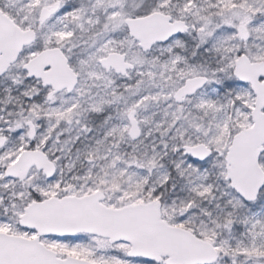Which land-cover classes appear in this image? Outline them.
I'll list each match as a JSON object with an SVG mask.
<instances>
[{
	"label": "snow or ice",
	"instance_id": "6c2138e0",
	"mask_svg": "<svg viewBox=\"0 0 264 264\" xmlns=\"http://www.w3.org/2000/svg\"><path fill=\"white\" fill-rule=\"evenodd\" d=\"M0 264H264V0H0Z\"/></svg>",
	"mask_w": 264,
	"mask_h": 264
}]
</instances>
